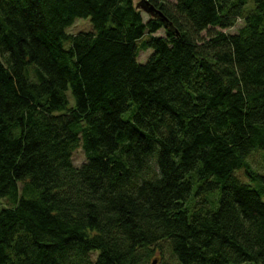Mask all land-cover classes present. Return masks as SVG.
Here are the masks:
<instances>
[{
	"label": "trees",
	"instance_id": "obj_1",
	"mask_svg": "<svg viewBox=\"0 0 264 264\" xmlns=\"http://www.w3.org/2000/svg\"><path fill=\"white\" fill-rule=\"evenodd\" d=\"M138 1L0 0V264H264V0Z\"/></svg>",
	"mask_w": 264,
	"mask_h": 264
},
{
	"label": "rangeland",
	"instance_id": "obj_2",
	"mask_svg": "<svg viewBox=\"0 0 264 264\" xmlns=\"http://www.w3.org/2000/svg\"><path fill=\"white\" fill-rule=\"evenodd\" d=\"M167 1H173V0H167ZM141 14H142V17L144 20H147L149 18V15L144 11V10H141ZM239 24H237L235 27L233 28H230V29H227V30H224V31H227V32H235L237 27H238ZM94 28H93V25H92V22L90 20L89 17H85V18H77L75 19V21L69 25L67 28H66V33L68 34H77V33H80V32H90V31H93ZM165 32H164V29H160L158 32L155 33V35L159 36V35H164ZM70 45L69 42H66L64 44V47L65 48H68ZM152 53V49H148L147 51L145 52H141L140 55L137 57V60L140 62V63H144L146 62L147 60V57ZM68 98H69V101H70V104L72 105L73 104V98L70 94V91H68ZM73 163L75 165H80L82 162L85 161V155L82 151L81 148H77L74 152H73ZM248 161L250 163V165L253 167V169L261 172L264 174V160L262 158V153L261 152H255L253 154H251V156L248 158ZM235 174L239 177V179L244 182V183H251L252 184V181L250 178H248L246 175H244L243 173V169H237L235 171ZM259 188V187H257ZM263 198V196H262ZM2 205L4 206H7L9 205L8 202H6V200H2ZM154 259V257H152Z\"/></svg>",
	"mask_w": 264,
	"mask_h": 264
},
{
	"label": "water",
	"instance_id": "obj_3",
	"mask_svg": "<svg viewBox=\"0 0 264 264\" xmlns=\"http://www.w3.org/2000/svg\"><path fill=\"white\" fill-rule=\"evenodd\" d=\"M140 10H144L151 17H158L164 23L165 27H170L171 23L165 18L162 12L157 9L153 4L148 0H139L136 5ZM156 263V259L152 261V264Z\"/></svg>",
	"mask_w": 264,
	"mask_h": 264
}]
</instances>
